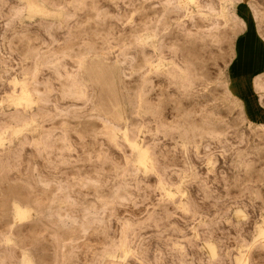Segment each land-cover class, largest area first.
<instances>
[{
	"label": "rangeland",
	"instance_id": "1",
	"mask_svg": "<svg viewBox=\"0 0 264 264\" xmlns=\"http://www.w3.org/2000/svg\"><path fill=\"white\" fill-rule=\"evenodd\" d=\"M42 2L0 0V264H264V0Z\"/></svg>",
	"mask_w": 264,
	"mask_h": 264
},
{
	"label": "bare ground",
	"instance_id": "2",
	"mask_svg": "<svg viewBox=\"0 0 264 264\" xmlns=\"http://www.w3.org/2000/svg\"><path fill=\"white\" fill-rule=\"evenodd\" d=\"M22 1L27 5L28 10L32 14L46 15V14H50L51 12L53 13L52 10L50 11L49 9H47V6L42 2V0H22ZM189 1L194 4L195 0H189ZM151 36L152 35L149 34L147 36V38L149 39ZM148 39H145L144 42L150 44V41ZM48 65H51L50 62H48ZM11 82L13 83L14 87L21 86V89H20L21 91H20L19 95H17V93H13L8 98L9 102L16 105L13 108H10V110H8V121H10L12 124H17V126L14 127V133L19 134L20 132H22L24 130V128L22 126H25V124H28V119H32V115L30 114L29 111L26 110V107H24V108L22 107L23 109L21 110V109L17 108V106L23 105V102L31 105L32 103H34L36 101V99L40 100V98L35 97V96L33 97L31 91L29 90L28 78H27L26 72H24L22 74V76H19L18 74L13 75ZM65 85H66V83H65ZM31 89H32V87H31ZM26 106H29V105H26ZM108 123H109V121H108ZM6 133H7V130L0 132V146L2 145V141L4 140V137H5L4 135ZM125 138L127 141L128 138L127 137H125ZM131 146L135 150V152L137 150L141 149L140 148V142H138V141L132 142ZM137 155H138V158L134 161V164L137 166V165H140L142 163H145L144 160L147 159V155H146L145 151H140V152H138ZM143 166H144V164H143ZM146 168H147V166H146ZM162 188L166 191L167 194H170L169 187L164 185V186H162ZM31 214L28 211V209L22 207L19 203H15L13 208H12V216H13L14 220H16V221L28 219ZM238 216H240V214ZM258 239L264 241V216H263L262 223L258 226L256 235H255V241H257ZM255 241H254V243H255ZM204 247L210 255H212V256L216 255V249H215L214 245H212L211 243H206L204 245ZM107 257L114 258L116 256L114 254H107ZM246 258H248V255H247V257L242 258L239 261V264H248L247 263L248 260H246ZM21 264H34V263H33L31 256L29 254H25L22 261H21Z\"/></svg>",
	"mask_w": 264,
	"mask_h": 264
},
{
	"label": "crops",
	"instance_id": "3",
	"mask_svg": "<svg viewBox=\"0 0 264 264\" xmlns=\"http://www.w3.org/2000/svg\"><path fill=\"white\" fill-rule=\"evenodd\" d=\"M240 78H236V80H239Z\"/></svg>",
	"mask_w": 264,
	"mask_h": 264
}]
</instances>
